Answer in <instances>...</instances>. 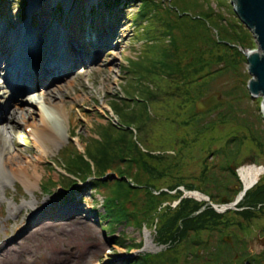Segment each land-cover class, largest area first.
Segmentation results:
<instances>
[{"label": "rangeland", "instance_id": "obj_1", "mask_svg": "<svg viewBox=\"0 0 264 264\" xmlns=\"http://www.w3.org/2000/svg\"><path fill=\"white\" fill-rule=\"evenodd\" d=\"M67 1L72 4L69 5L71 7L68 10H66ZM168 1L182 9L183 7L188 8V11H192L186 13L189 15L197 14L200 11L204 14L208 13L207 5L210 4L214 10L209 14L213 22L218 21V25L224 28L229 37L233 39L237 40V35L244 37L247 48L245 49L242 45L239 47L245 54L250 46H254L258 50V43L252 30L247 25L241 27L237 23L239 15L232 0ZM49 3L50 5H46ZM167 5L169 6L168 3ZM45 9L51 11H49L50 15L45 14L47 13ZM44 11L46 12L42 14ZM26 12V17L22 19L21 16ZM34 12L35 20L33 22ZM139 12L140 7L135 0H30L28 10L27 7L23 9L20 0H0V40L2 43L7 34L12 33V29L21 27V30L15 31L16 34L29 28L26 31L29 32L27 38L30 41L32 31L38 33V39L35 38L36 40L30 43L39 47L48 40L46 37H50V35L58 37L59 33L55 27H59L60 23L64 27L72 28L77 24V21H81V29L84 33L88 32V35L94 37H96L100 26L108 23L111 30H108L110 29L108 27L106 34L111 33L108 36L111 37L114 34L118 37L110 38L111 47L105 49L103 46L101 47V55L97 61L76 68L59 81L39 87L38 90L27 95H22L19 92L13 95L4 83L7 71L2 70L0 73V95L7 92L10 101L17 98L27 100L31 94L42 89L54 88L57 94L53 103H58V105L64 103L67 108L64 118L51 114L63 138L58 144L49 143L52 150L50 153L46 154L45 150L39 146L37 139L29 135L27 117H21L23 123L21 129L5 134L0 131V144L7 143L16 157H22V163L33 160L29 173L34 176L32 179L34 183L31 186L11 173L5 176L6 180L3 178L0 181V246L5 248L7 243L16 240L11 245L13 247L11 253H0V264H132V260L141 253L156 254L166 249L167 245L160 244L158 241L155 226H147V224L139 228L118 226L119 233L124 230L129 238H134L136 243L143 244L134 247V249L129 246L131 242L119 246L111 234H103V227L108 226V222L99 216L97 209L103 208L104 199L89 183H81L79 188H72L65 193L60 192L57 185L43 192V181L55 179L58 182L63 176L62 166H64L66 158L74 155V143L81 152H85L86 145L94 150V153L100 151L97 140H104L103 137L107 135L104 131L109 126L108 120H112L117 125L124 124L126 128H137L140 133L138 132L135 137L144 150L167 156L169 174L156 182L159 189L166 188L178 181L183 183L177 189L183 191L182 199L190 198L191 194H187L185 191H197L205 194L199 189L204 186L208 190H212L216 196L214 202L211 201L212 204L208 202L212 207L213 204L225 205L224 197L229 200L227 206L235 203L234 208H229L224 212L213 207L223 215L222 220L226 221L221 236L225 237L226 242L229 243L234 244L236 241L242 246L246 244L255 254L254 259L264 262V245L260 238L264 237V205L261 204L254 208V212L249 218L239 214L242 212L241 209L247 211V207L242 206L247 192L252 190L256 183L264 180V151L259 147L260 142L264 143L262 108L264 97L261 95L255 97L249 90L248 84L252 79L249 64L241 65L239 77L232 70L226 68L228 61L221 60L218 57L221 54L219 52L224 53L233 61L236 54L227 50L226 46H216L218 48L213 46V43L207 38L206 30L200 27L202 19L198 16H196L197 23L191 21H180L184 23L176 21L175 23L171 19V23L177 31V38H173V36L168 37L165 34L167 24L163 20H154L153 22L146 20L143 22V26H140L134 20L135 17H138ZM223 18L224 20H222ZM117 21L119 24L116 23ZM226 22L234 23L236 28L225 27L227 26ZM148 27L154 33L146 32ZM186 28L192 29L189 34H192L193 31L197 33L201 29V40L193 41L196 38H191L190 35L192 41H186L185 36L181 33ZM213 33L218 36L216 30H213ZM187 37L189 38V36ZM174 40L177 43L174 47V54L177 47L179 53L183 52V55H180L179 69L180 72H184L182 74V77L185 78L183 79L185 80L184 84H174L173 76L165 72L158 75L148 74V66L143 73L137 75L140 68H135V66L138 63L142 68L144 65L154 67V63H157V67H161L162 65L154 59L163 58L164 51L167 53L172 50L173 52V48L170 46ZM168 44L169 48L165 50ZM203 49L207 50L204 54L208 57L200 54ZM225 56L223 55L224 59ZM201 58L204 60L202 61ZM191 60H195V62L192 63ZM131 62H134L135 66L130 65ZM195 64L196 66H194ZM186 67L189 68L186 69ZM195 67L201 68L196 69ZM187 70L190 72L187 73ZM205 92L207 94L203 95ZM120 93L124 98H127L126 94L131 95L134 100L119 101L117 96ZM213 94L218 95L219 103L206 111L199 110L196 103ZM258 98L261 99L259 105ZM139 99H146V102H141ZM41 100L42 97L38 98L39 102ZM30 104L26 103L29 108L35 111L39 109L38 105L31 107ZM113 106L117 108L118 114L114 111ZM257 106H260L259 111L262 113V119ZM6 108L0 110L2 117L5 116L4 111L7 113ZM36 119L37 123L41 122L40 117L36 116ZM127 124H132V126L128 127ZM72 135H74V143L70 144L71 148L66 153H60L70 143ZM255 137L260 138L259 142ZM240 140L244 141V146L241 147V152H235L238 147L236 143ZM229 142L233 143L232 149H229ZM107 149L110 155L108 161L105 162L106 173L110 179L114 180L126 167L121 165L115 169L112 165H114L116 150L112 144H107ZM227 155L234 158L236 162L239 159L240 163L237 166L239 172L246 166L258 168L256 179L243 197H241L243 190L237 194L232 193L230 197L226 195L219 198L218 196L221 193V189L217 187L219 181L211 177V171L216 163L222 162L225 157H228ZM206 158L209 159L211 166V170L208 171L210 173L208 182H205L204 179L201 181L200 178L205 168L202 163ZM252 158H255V163L246 162L247 159ZM50 161H55V163ZM36 167L38 168L36 169ZM220 174L218 173V175ZM187 183H194L195 189H187L185 187ZM232 187L235 190L239 189L236 185ZM208 197L210 198V196ZM74 202L81 205L82 214L79 217L62 218L64 209ZM172 202V206H175L179 201ZM51 206L53 207L52 213L40 215L29 225V218L33 214ZM50 214L53 215L49 217ZM68 215L64 214V216ZM52 217L54 218L52 219ZM241 223L244 224L243 230L238 228ZM35 225L37 228H34ZM32 228L34 229L32 230ZM26 229H30L29 234L18 238L21 231L25 232ZM229 237L230 241L227 240ZM149 241L152 248L149 247ZM186 247L184 241L177 244L174 251L170 253L173 255L169 257L171 261L166 264H183L182 262L190 264L185 259L184 252L187 250L190 257L194 248L186 249ZM240 257H245V253ZM190 259L192 262L193 258L190 257Z\"/></svg>", "mask_w": 264, "mask_h": 264}, {"label": "trees", "instance_id": "obj_2", "mask_svg": "<svg viewBox=\"0 0 264 264\" xmlns=\"http://www.w3.org/2000/svg\"><path fill=\"white\" fill-rule=\"evenodd\" d=\"M135 2L139 4L140 12L138 17H135L134 20H136L140 26H143V22L146 20L151 22L154 20H163L167 24L165 34L168 35V37L173 36V38H177V31L174 25H172L171 19L175 23L176 21H191L197 23L198 20L196 16H198V18L200 17V19H202L200 20V27L206 30L208 33L207 38L210 39L213 46H226L227 50L236 54L234 61L230 60L222 52H219L221 54L218 57L224 62L228 61L226 68L232 70L236 76L239 77V75H241V65L248 63L247 55L239 47V45H242L245 49L247 48L244 37H239L237 35V40L233 39L229 37L224 28L218 25V21L213 22L209 14L210 11L214 10H212L210 4L207 5L208 13L204 14L200 11L197 14L192 13L189 15L186 13L192 12L191 10L188 11V8L185 9L183 7L182 9L178 5H172V3L170 4L171 1L168 0H135ZM20 3L23 9L28 7L29 4L28 0H20ZM21 17L24 19L26 13ZM222 20H224V18ZM226 23L227 26L225 27L230 29L236 28L234 23ZM237 23H239V26L245 27V24L241 21L239 16ZM212 29L217 31L218 36L214 35ZM191 30L192 29L186 28L181 32L185 36V40L191 42L192 39H190V35L191 38H196L193 41L201 40V29H199L197 33L193 31L192 34H189ZM147 31L154 33L150 27L147 28L146 32ZM187 36H189V38ZM176 45L177 43L174 40L170 46L173 48V52L172 50L167 53L164 51L163 58L158 57V59H154L162 65L161 67H157V63H154V67L144 65L143 68L139 63L135 66V63L131 62L130 65L135 66V68H140L137 75L143 73L148 66V74L158 75L165 72L173 76L174 84L182 85L185 83V80H183L185 78L182 77L184 72H180L179 65L180 55H183V52L181 51V53H179L177 47V51L174 54V47ZM167 48H169V44L165 50ZM204 52H207V50L203 49V52L200 54L208 57ZM223 55L226 60L223 58ZM192 57L194 58L193 55ZM201 59L202 61L204 60L203 58ZM194 62L195 60L192 61V63ZM196 64L194 66H196ZM188 68L189 67H186V69ZM195 68L198 69L201 67ZM186 72L189 73L190 70ZM120 94L117 96V98L120 99L119 101L124 100L127 102L134 100L131 95L126 94L127 98H124L123 95ZM205 94H207V92L203 95ZM139 100L141 102H146V99ZM260 101L261 99L258 98V105ZM113 107L114 111L118 114L117 108L115 106ZM257 108L259 111L260 106H257ZM146 110L149 111L148 109ZM259 115L262 119L263 116L261 111H259ZM107 122L109 126L105 129L106 131H104L107 135H104V140H97V146L100 150L98 153H94V150L87 145L85 147V152H81L74 143V135H72L70 143L60 151V153H66V151L71 148L70 144L74 143L73 148H75V153L71 155L70 158H66L63 166V169L70 175H64L61 182L66 186L67 192L72 188H79L81 182L89 183L93 188H96L97 193L104 199L102 210L97 209L99 216L103 217V219L108 222V226L103 227L104 233L112 234L115 243L117 245L119 244V246H124L131 242L129 246L134 249V247L142 246L143 244L136 243L134 238H129L124 230L119 233L118 226L123 225L136 228L144 227L146 224L147 226H155L158 241L160 244L167 245L166 249L156 254L141 253L132 260V264H166V262L171 261L169 257L173 256L170 255V253L174 251L177 244L182 241L187 245L186 249L194 248L190 255V257L193 258L192 262L188 256L187 250L184 252V257L190 264H247L246 261L250 262L248 264H264L261 260L254 259L255 256H251L249 247L246 246V244L242 246L241 243L239 244L236 241H234V244L226 242L225 237L221 236L226 221L222 220L223 215L218 213L208 202L198 201L194 198L182 199L183 191L177 189L183 185V183L176 181L166 188H158L156 182H159L160 178L168 176L169 174L167 156L144 150L137 141V137H135L138 132L140 133L137 128L134 127L135 129H132L129 127L132 126V124H127L129 128H126L124 124H122V121L120 122L122 125H117L112 120H108ZM255 139L257 142L260 140L259 137H255ZM107 144H112L113 148L116 150L115 160L113 161L114 165L112 166L115 169H118L121 165L126 167V169L120 171L119 177L114 180L110 179V176L106 173L107 166L105 162L108 161L110 155ZM236 144H238V147L235 149V152H241L240 150H242L241 147L244 146V141L240 140V142ZM228 146L229 149H232L233 143L229 142ZM259 147L264 151L263 142H260ZM239 163V159L236 162L234 158L228 156L219 164L216 163L212 168L211 177L219 181V186L217 187L221 189V193L218 194L219 198H223L226 195L230 197L232 193L237 194L243 190V183L237 172ZM202 165H204L205 168L200 175L201 181L204 179L205 182H208V174H210L208 171L211 170L209 159L206 158ZM218 173L220 175H218ZM233 185L238 186L239 189H233ZM52 186L55 187L56 182L53 179H49L44 182L42 189L46 191ZM185 187L189 190H193L196 185L194 183H187ZM199 189L210 196L211 201L214 202L216 196L212 190H208L204 186H201ZM174 191L176 192L174 193ZM142 193H144V195H142ZM172 201L179 202L176 203L175 206H172ZM165 203L168 204L164 205ZM261 204L264 205V180L258 184L256 183L252 190L247 192L245 201L242 203V206L247 207V211H242L239 214L249 218V216H252L251 214L254 212V208ZM243 227L244 224L241 223L238 228H242L243 230ZM126 241H128V243H126ZM244 253L245 257H240L244 255ZM182 263L187 264L185 262Z\"/></svg>", "mask_w": 264, "mask_h": 264}, {"label": "bare ground", "instance_id": "obj_3", "mask_svg": "<svg viewBox=\"0 0 264 264\" xmlns=\"http://www.w3.org/2000/svg\"><path fill=\"white\" fill-rule=\"evenodd\" d=\"M46 5H50L46 4ZM72 5L69 3V1L66 2V7L68 10ZM58 6V4H57ZM47 11V9H45ZM46 11H44L42 14H44ZM50 10L45 13L46 15H50ZM35 12L32 17H34ZM76 25H73L72 28L64 27L60 23V26L62 27H55V30L59 33L58 37L57 36H52L46 37L48 40L46 41V47L45 51H42L38 49L37 47H32L30 46V42H33V40H36L35 38L38 39L39 35L38 33L31 34V41L28 39L25 41V45L27 44L26 47H22L21 49L18 50L22 51L24 53H27V51H31L37 54V57L42 60L47 57V55H53L52 57L56 58L57 62L59 63V67H54V66H45L41 65V70L36 72L34 71L33 67L31 68V73H27L26 77L24 78L22 83V88L18 91V86L21 85L20 82V74H18L17 71H14L11 67L9 68V62H8V57H6V54L4 51H7L8 46H10V40L9 36L6 37L5 41L2 43L0 40V72L2 70L7 69L8 74L6 75V78L4 80V83L11 88V90L20 92V93H27L30 90H33L37 87L45 86L49 84L51 81H54L55 78L49 79V77H54V75L59 76L58 78H64L66 75V71H68L69 68L79 66L78 68L82 67L85 65V63L88 62H94L97 61L101 55V47L103 46L104 49L111 47L112 44H110V38L115 37L118 38L117 35L114 36H108L110 34H106L108 30H111V26L107 23L104 26L101 25L100 29H98V33L96 34V37L92 35H88V32H83V29H81V21H77ZM116 23L119 24V21ZM28 27V25H27ZM110 28L106 30L107 28ZM24 28V27H23ZM4 29V28H3ZM24 29V35L28 36V33ZM21 30V27H20ZM4 32V30H2ZM1 32V33H2ZM94 32V31H93ZM4 34V33H2ZM15 33H13L10 37H12ZM83 34H85L83 36ZM88 39V40H87ZM91 40V41H90ZM29 42V44H28ZM44 47V46H43ZM18 53L15 55L17 56ZM59 54V55H58ZM58 55V56H57ZM8 56V55H7ZM26 56V54H25ZM61 56H63L61 58ZM7 60V61H6ZM27 63H30L29 60H26ZM61 63V64H60ZM56 66L57 63H56ZM29 74L31 75L29 77ZM43 77V78H42ZM48 78V79H46ZM56 78V80L58 79ZM36 79V81H35ZM46 79V80H43ZM22 80V78H21ZM55 83V82H52ZM17 87V88H16ZM13 88V89H12ZM56 92L54 91V88H47V89H42L39 92H36L34 94H31L29 96V99L24 100L23 98H17L14 101H6L4 104V107H7V113H5V116L0 118V131L2 133H10L13 130L21 129L22 128V121L21 117L24 116L27 117L28 121V126L29 128L33 127L35 128V138L37 139V142L41 148L45 150V153L47 154L48 152L50 153L52 150L49 146L50 144H58L61 142V139L63 138L61 134L59 133V128L57 127L56 122L51 117V114L60 116L64 118L67 114V108L66 107H61L57 104L53 103L54 97H56ZM16 95V94H15ZM2 96L8 97L7 94L3 93ZM42 97V100L39 102L38 98ZM5 97H2L0 101H3ZM27 101V102H26ZM13 104H11V103ZM31 103V107L33 105H38L39 109L36 111L34 109L29 108L26 103ZM61 102V101H60ZM59 102V103H60ZM1 104V103H0ZM64 104V103H63ZM9 105V107H8ZM42 106V107H40ZM3 107V108H4ZM12 107V108H11ZM11 108V110H10ZM48 114H47V112ZM50 112V113H49ZM39 115H38V114ZM36 116L40 117L41 122L37 123L36 122ZM21 158V159H20ZM33 164V160L30 162H25L22 163V157H16L15 154L12 152V150L9 148V145L7 143L0 144V181L4 178L6 175L9 173L14 174L16 178L24 181L27 183V185H32L33 178L29 173V168ZM38 167H36L37 169ZM37 171V170H36ZM241 176L246 184L247 187H250V185L254 182L258 175V168L256 166H246L241 168L240 170ZM38 175V172H36ZM44 182V181H43ZM42 182V183H43ZM36 184V182H35ZM37 185V184H36ZM196 195V194H194ZM53 207H48L47 209H41L36 212V214H33L29 218V225L32 223V221L36 220L40 215L47 214V213H52ZM83 208L81 205L77 202L72 203L69 207L64 209L62 212V218L63 217H79L82 214ZM64 214H69L68 216H64ZM53 214H50L49 217H51ZM54 217H52L53 219ZM61 218V219H62ZM41 225V224H39ZM34 228H37V225L34 226ZM32 228V230L34 229ZM30 229H26L25 232L20 233L19 237L26 236L27 233L29 234ZM16 240H13L12 242L7 243L5 245V248L0 246V253L1 252H7L11 253L13 247L11 246ZM151 242L149 241V247L152 248Z\"/></svg>", "mask_w": 264, "mask_h": 264}, {"label": "water", "instance_id": "obj_4", "mask_svg": "<svg viewBox=\"0 0 264 264\" xmlns=\"http://www.w3.org/2000/svg\"><path fill=\"white\" fill-rule=\"evenodd\" d=\"M232 1L235 4L236 12L238 13L241 21L252 30L258 43V50L254 46H250L248 48V52H246L249 71L252 75V79L249 81L248 87L253 96L258 97L261 95L264 97V0ZM219 101L220 100L218 95L213 94L206 99L198 101L197 107L201 111H206L211 107L217 105ZM262 108L264 113V101ZM246 162L255 163V158L247 159ZM243 184L244 188L241 197H243L252 186L251 184L250 187H247L244 180ZM185 193L191 194L190 197H195L198 200H205L211 203L210 198L200 192L185 191ZM223 203L225 205L217 206L213 204V207L220 212H224L228 208H230V206L226 205L229 203V200L224 197ZM234 204L235 203H233L231 206H233ZM227 240L230 241L231 238L229 237L227 238Z\"/></svg>", "mask_w": 264, "mask_h": 264}, {"label": "flooded vegetation", "instance_id": "obj_5", "mask_svg": "<svg viewBox=\"0 0 264 264\" xmlns=\"http://www.w3.org/2000/svg\"><path fill=\"white\" fill-rule=\"evenodd\" d=\"M230 208H234V205L233 206H230ZM229 209V208H228ZM239 210V209H238ZM242 211H244V210H246V209H241ZM259 237V236H258ZM261 238V241H262V243H263V245H264V237H260ZM250 250V249H249ZM250 253H251V256H255V254L254 253H252L251 252V250H250ZM246 263L248 264L249 263V261H246Z\"/></svg>", "mask_w": 264, "mask_h": 264}]
</instances>
